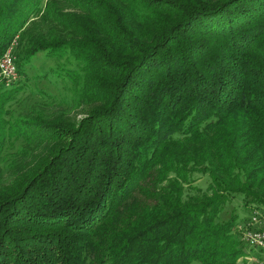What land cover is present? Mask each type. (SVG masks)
Wrapping results in <instances>:
<instances>
[{
	"label": "trees",
	"instance_id": "1",
	"mask_svg": "<svg viewBox=\"0 0 264 264\" xmlns=\"http://www.w3.org/2000/svg\"><path fill=\"white\" fill-rule=\"evenodd\" d=\"M19 34L20 79L0 86V264L264 255L220 220L238 198L264 211V0H0V56ZM37 53L76 63L56 70L65 97L28 87Z\"/></svg>",
	"mask_w": 264,
	"mask_h": 264
},
{
	"label": "rangeland",
	"instance_id": "2",
	"mask_svg": "<svg viewBox=\"0 0 264 264\" xmlns=\"http://www.w3.org/2000/svg\"><path fill=\"white\" fill-rule=\"evenodd\" d=\"M20 41V34L15 36L7 45L5 48V51L1 54H6V52L10 51L12 57H14V60L16 64L20 62V58L22 57V47L18 45ZM0 56V57H1ZM29 61L25 62L22 66V71L26 74V77L30 79L28 81V87L30 90L33 91V93L36 90H43L46 94H51L55 97H65L66 94V84L64 80L62 81L59 74L56 73V70L61 69H75L76 63L73 61L72 58H70L68 55L64 58H50L46 57L44 53H37L33 57L28 59ZM20 77V76H19ZM2 86V84H0ZM3 87V86H2ZM22 96H26L25 102H30L37 97L35 94H28V91ZM33 102L27 104V106L32 105ZM85 108V110H87ZM66 117L71 121V123L74 124V126L79 124V121L86 118L87 115H85L84 111L81 112V110H71L66 112ZM200 187L205 188L206 184L205 182L198 181L197 183ZM255 208H250V206H247L244 201H242L240 198L236 200L234 203H228L224 206V212L220 215L221 222H225V220H228L231 215H235L237 217L238 226L242 225V223L250 216L253 212H256ZM260 212L264 213L263 210H259ZM244 220V221H243ZM239 230V227L237 228ZM245 245V244H244ZM246 252H248L246 257H243L239 260L238 264H264V255L260 252H257L254 250L250 251L249 249L245 248Z\"/></svg>",
	"mask_w": 264,
	"mask_h": 264
},
{
	"label": "built area",
	"instance_id": "3",
	"mask_svg": "<svg viewBox=\"0 0 264 264\" xmlns=\"http://www.w3.org/2000/svg\"><path fill=\"white\" fill-rule=\"evenodd\" d=\"M19 79L16 62L8 51L0 57V84L7 88L16 84ZM255 211L239 225L237 233L247 247L264 250V214L259 210Z\"/></svg>",
	"mask_w": 264,
	"mask_h": 264
}]
</instances>
